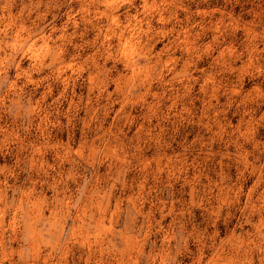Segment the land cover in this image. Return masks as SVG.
<instances>
[{
  "label": "clouds",
  "instance_id": "1",
  "mask_svg": "<svg viewBox=\"0 0 264 264\" xmlns=\"http://www.w3.org/2000/svg\"><path fill=\"white\" fill-rule=\"evenodd\" d=\"M0 264H264V0H0Z\"/></svg>",
  "mask_w": 264,
  "mask_h": 264
}]
</instances>
